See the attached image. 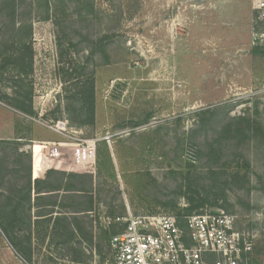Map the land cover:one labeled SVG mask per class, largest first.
I'll use <instances>...</instances> for the list:
<instances>
[{"label":"rangeland","instance_id":"374dc122","mask_svg":"<svg viewBox=\"0 0 264 264\" xmlns=\"http://www.w3.org/2000/svg\"><path fill=\"white\" fill-rule=\"evenodd\" d=\"M252 1L63 0L52 22L27 0L24 70L0 14V234L28 264H113L116 219L195 213L236 216L252 243L240 264H264V47L252 44ZM29 92L26 114L14 100ZM36 140L65 145H46L45 158Z\"/></svg>","mask_w":264,"mask_h":264},{"label":"built area","instance_id":"2783aa9c","mask_svg":"<svg viewBox=\"0 0 264 264\" xmlns=\"http://www.w3.org/2000/svg\"><path fill=\"white\" fill-rule=\"evenodd\" d=\"M256 13L252 44L264 47V0L252 1ZM124 229L113 235V264H240L251 252L250 236L238 230L237 217L195 213L185 217L143 214L116 219Z\"/></svg>","mask_w":264,"mask_h":264},{"label":"trees","instance_id":"16d2710c","mask_svg":"<svg viewBox=\"0 0 264 264\" xmlns=\"http://www.w3.org/2000/svg\"><path fill=\"white\" fill-rule=\"evenodd\" d=\"M63 0H33L32 2V8L34 10H39V13H34L32 17L41 20V21H52L54 22L55 17L57 15V12L52 11V6L59 5V3H62ZM27 0H0V14L2 17H4L8 22H11L12 24V31L14 33L15 45L19 46L21 50H24L25 53H21L20 51L17 52V54L12 58V61H16V66H18L21 70H24V61L30 60L32 63V58L34 56L33 50L30 46L32 41V22L25 19V15L23 14V10L25 9V3ZM30 14V12H29ZM24 16V17H23ZM4 49V47H3ZM5 50V49H4ZM20 52V53H19ZM27 54V57H26ZM28 69V68H27ZM30 92L26 94V96L17 100H14L16 103V106H14L17 110L19 109L23 113L28 114L30 111V107L26 104L27 98L30 97ZM11 101V100H10ZM32 110V107H31ZM79 112L81 115H83L87 120L91 119L93 120V108L90 107L87 109L86 107H81L79 109ZM85 120V119H84ZM83 122H87L86 120ZM84 124V123H81ZM1 142H7V141H1ZM86 172V171H84ZM65 175V174H64ZM75 175V174H74ZM70 173L67 175L66 180L67 182L73 180L76 178V175L74 176ZM78 178V177H77ZM3 231V230H2ZM4 233V232H3ZM117 234V233H116ZM5 235L6 240L8 243L12 246L14 251L24 260L29 262V256H27L26 250H24L22 247L13 244ZM115 235V234H114ZM113 236V235H112ZM111 236V237H112Z\"/></svg>","mask_w":264,"mask_h":264},{"label":"crops","instance_id":"0c3cea01","mask_svg":"<svg viewBox=\"0 0 264 264\" xmlns=\"http://www.w3.org/2000/svg\"><path fill=\"white\" fill-rule=\"evenodd\" d=\"M47 129L50 130L51 132H54L58 136H60L59 138H61V139H64L65 137H68L62 131H59L57 129H49V128H47ZM36 143H38V144H40L42 146V153H43V155H44L45 158H49V155H46L43 152V148L46 145H51V146H56V145L63 146V145H65V142L62 141V140L61 141H58V142H50L48 140H36ZM64 160H66V159H64ZM69 163H70V166H72L74 168H81V166H82V164H80L79 161L78 162H74V163H71V162H69ZM0 264H28L26 261H24L14 251V249L12 248V246L6 240L5 235L4 234L2 235V233L0 234Z\"/></svg>","mask_w":264,"mask_h":264}]
</instances>
